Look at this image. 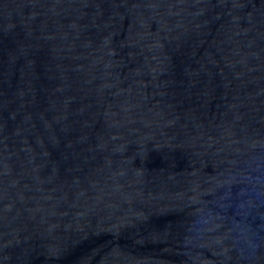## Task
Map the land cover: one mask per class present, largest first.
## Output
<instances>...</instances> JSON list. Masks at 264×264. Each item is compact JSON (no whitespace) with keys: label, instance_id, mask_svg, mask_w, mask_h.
I'll list each match as a JSON object with an SVG mask.
<instances>
[{"label":"water","instance_id":"obj_1","mask_svg":"<svg viewBox=\"0 0 264 264\" xmlns=\"http://www.w3.org/2000/svg\"><path fill=\"white\" fill-rule=\"evenodd\" d=\"M0 264H264V0H0Z\"/></svg>","mask_w":264,"mask_h":264}]
</instances>
